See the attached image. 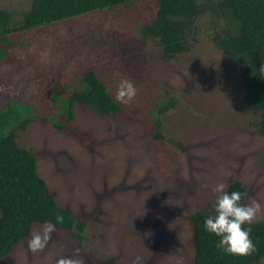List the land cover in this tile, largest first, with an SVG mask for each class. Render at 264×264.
<instances>
[{
	"label": "rangeland",
	"instance_id": "374dc122",
	"mask_svg": "<svg viewBox=\"0 0 264 264\" xmlns=\"http://www.w3.org/2000/svg\"><path fill=\"white\" fill-rule=\"evenodd\" d=\"M31 2L0 0V8L19 21ZM156 11L154 0H140L13 37V62L0 66V112L15 98L33 103L18 142L37 156L58 201L87 215L89 225L78 241L36 223L0 264H194L190 214L218 215L232 178L247 187L248 220L264 219L262 111L248 106L239 71L213 42L222 20L202 14L192 49L166 59L158 40L140 34ZM87 66L118 100L127 85V101L109 116L77 104L74 117L62 121L55 87ZM144 83L177 101L161 115L159 138ZM9 131L3 126L0 136Z\"/></svg>",
	"mask_w": 264,
	"mask_h": 264
},
{
	"label": "trees",
	"instance_id": "16d2710c",
	"mask_svg": "<svg viewBox=\"0 0 264 264\" xmlns=\"http://www.w3.org/2000/svg\"><path fill=\"white\" fill-rule=\"evenodd\" d=\"M140 0H32L23 18L14 21V12L0 8V66L13 62L15 35L43 30L73 18L133 6ZM157 11L151 23L140 30L141 38L158 40L163 55L170 59L192 49L190 34L197 19L211 12L223 24L213 35L214 44L230 56L245 86V99L254 111H262L259 132L264 136V0H154ZM144 83L141 94L148 100L153 135H162L161 115L176 104L168 90H156ZM120 100L127 101L129 87L120 86ZM63 90L67 92L62 93ZM52 103L58 110L62 100V121L74 117L77 104L90 107L102 116L120 112V100L93 66L71 73L55 87ZM35 114L33 103L13 99L0 112V260L32 237L34 224L70 232L82 241L89 225L87 215L75 214L54 196L37 169V156L18 142ZM251 206L247 187L237 178L228 184L218 215L207 211L190 214L194 264H259L264 258V219L249 221Z\"/></svg>",
	"mask_w": 264,
	"mask_h": 264
}]
</instances>
